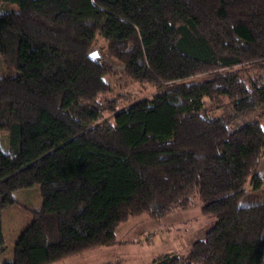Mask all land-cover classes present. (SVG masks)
Wrapping results in <instances>:
<instances>
[{
	"label": "trees",
	"instance_id": "obj_1",
	"mask_svg": "<svg viewBox=\"0 0 264 264\" xmlns=\"http://www.w3.org/2000/svg\"><path fill=\"white\" fill-rule=\"evenodd\" d=\"M99 37L120 68L89 58ZM115 76L157 92L131 102ZM261 118L264 0H0V257L14 193L43 200L2 264L195 206L215 226L152 264H264Z\"/></svg>",
	"mask_w": 264,
	"mask_h": 264
},
{
	"label": "rangeland",
	"instance_id": "obj_2",
	"mask_svg": "<svg viewBox=\"0 0 264 264\" xmlns=\"http://www.w3.org/2000/svg\"><path fill=\"white\" fill-rule=\"evenodd\" d=\"M104 47L105 42L99 37L93 51L99 52L101 62L106 60L115 68H120L118 63L105 56ZM108 79L115 90L127 95L131 98V102L151 99L157 92V89L150 84L126 86L119 76ZM260 122L264 129V118H261ZM4 136L5 133L2 138ZM257 172L264 182V156ZM38 190L39 187L35 186L34 190L31 188L14 193L18 203L2 212L6 251L0 257V264L13 259L19 236L32 223V211L37 210L33 208L39 199L43 201L40 190L39 193ZM195 200L198 201V198L196 197ZM216 222V218L205 217L200 206L187 210L175 209L161 217H154L151 214L132 216L117 229L114 245L89 249L55 264H152L166 254L185 255L189 253L193 244L203 240Z\"/></svg>",
	"mask_w": 264,
	"mask_h": 264
},
{
	"label": "crops",
	"instance_id": "obj_3",
	"mask_svg": "<svg viewBox=\"0 0 264 264\" xmlns=\"http://www.w3.org/2000/svg\"><path fill=\"white\" fill-rule=\"evenodd\" d=\"M31 189V188H30ZM33 190H34V187H33ZM36 190V189H35ZM20 191V190H19ZM19 191H17V192H19ZM38 193H39V190L37 191ZM16 193V192H15ZM36 194V193H35ZM17 200V199H16ZM18 202V201H17ZM28 203H30V202H28ZM41 206H42V202H41V200L39 199V201H37V204L34 206V208L33 209H40L41 208ZM37 207V208H36ZM31 209V208H30Z\"/></svg>",
	"mask_w": 264,
	"mask_h": 264
},
{
	"label": "water",
	"instance_id": "obj_4",
	"mask_svg": "<svg viewBox=\"0 0 264 264\" xmlns=\"http://www.w3.org/2000/svg\"><path fill=\"white\" fill-rule=\"evenodd\" d=\"M98 57H99V52L97 50H95L89 54V58H91V59H96Z\"/></svg>",
	"mask_w": 264,
	"mask_h": 264
},
{
	"label": "built area",
	"instance_id": "obj_5",
	"mask_svg": "<svg viewBox=\"0 0 264 264\" xmlns=\"http://www.w3.org/2000/svg\"><path fill=\"white\" fill-rule=\"evenodd\" d=\"M95 60H97L98 62H101L102 59L100 57H98Z\"/></svg>",
	"mask_w": 264,
	"mask_h": 264
}]
</instances>
